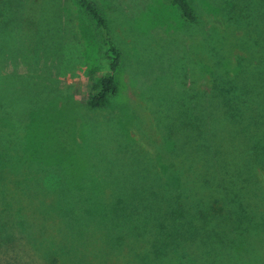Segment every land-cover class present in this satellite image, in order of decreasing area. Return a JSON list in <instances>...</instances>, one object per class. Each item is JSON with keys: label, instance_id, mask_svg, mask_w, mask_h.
Returning a JSON list of instances; mask_svg holds the SVG:
<instances>
[{"label": "trees", "instance_id": "16d2710c", "mask_svg": "<svg viewBox=\"0 0 264 264\" xmlns=\"http://www.w3.org/2000/svg\"><path fill=\"white\" fill-rule=\"evenodd\" d=\"M78 2L100 29L106 46L109 70L91 76L86 97L87 105L96 109L107 106L117 93L125 54L114 25L96 0ZM172 3L187 25L200 21L191 0ZM235 18L238 24L244 19L239 14ZM9 30L0 28V55L13 50ZM47 32L42 34V46L50 50ZM258 36L252 45L242 40L235 44L219 40L214 27L205 37L201 51L215 61L201 71L208 86L193 85L168 99L175 101L165 124L170 158L160 163L163 168L157 177L145 179L144 163L133 159L140 180L131 174L126 186L108 182L105 175L106 187L108 183L113 187L111 203L106 202L111 196L107 197L105 185L90 184V176L69 173L60 161L53 163L54 169L46 165L42 147L48 155L50 140L33 129L35 116L44 118L48 113L38 114L46 101L39 103L33 93L18 97L17 106L0 93V122L13 128L9 135L13 139L7 140L15 149L14 154L8 153L9 159H0V168L12 163L18 175L15 187L25 195L54 194L55 201L45 200L43 205L52 204L54 217L69 230H64L59 245L44 252L49 264H202L205 255L212 257L209 264H215L217 248L232 247L236 238L264 229V31ZM239 45L247 46L249 55L234 54ZM36 80L34 91L43 82ZM8 108L17 113L30 110L29 121L6 119ZM3 144L0 136V149H7ZM23 207L10 203L6 210L15 211L24 221ZM104 227L111 230L106 232ZM96 228L104 229L98 233ZM11 240L0 235V264H27L1 247ZM194 251H199V258Z\"/></svg>", "mask_w": 264, "mask_h": 264}, {"label": "rangeland", "instance_id": "374dc122", "mask_svg": "<svg viewBox=\"0 0 264 264\" xmlns=\"http://www.w3.org/2000/svg\"><path fill=\"white\" fill-rule=\"evenodd\" d=\"M191 1L201 18L192 27L172 0H96L114 25L125 57L117 75V93L107 106L93 109L86 103L90 78L108 72V59L100 29L78 0H0V28L10 29L14 45L10 53L0 55V93L17 106L18 97L28 98L33 93L39 103L46 101V108L38 114L47 115H36L33 124L36 133L42 131L51 143L48 155L42 147L46 165L54 169L53 163L60 161L69 173L81 172L91 177L90 184L101 183L103 187L105 175L108 182L115 180L126 186V178L135 175L133 159L144 163V179L158 176L163 168L160 163L170 158L165 124L173 114L175 101L168 99L193 85L208 86L201 71L206 63L213 66L215 61L211 54L201 51L205 37L216 27L219 40L235 44L242 40L252 45L264 31V0ZM238 14L244 18L240 19L243 24L234 22ZM46 30L50 33L45 38L50 50L42 46ZM245 45L235 46L234 54L249 55ZM35 79L44 83L34 91ZM29 112L9 109L10 117H5L28 122ZM11 133L13 128L0 122L2 147L7 145V149H0V159L5 158L2 160L9 159L8 153H15L10 145ZM2 166L0 235L12 240L1 247L27 264H49L44 252L59 245L64 230L69 231L63 220L54 217L53 205H43L45 200L55 201V195L23 194L15 187L18 175L12 163ZM105 188L107 197H111L104 199L111 203L113 187L108 183ZM10 203L25 207L20 216L26 220L6 210ZM65 220L70 221L68 217ZM97 228L99 233L105 227ZM108 230L111 228L106 227ZM220 247L214 254L215 264H264V229L236 238L232 247ZM193 256L199 258V251ZM211 260L205 255L202 264Z\"/></svg>", "mask_w": 264, "mask_h": 264}]
</instances>
